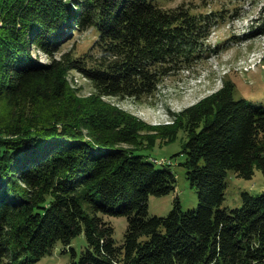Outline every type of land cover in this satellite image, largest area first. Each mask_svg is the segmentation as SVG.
<instances>
[{"label":"trees","instance_id":"trees-1","mask_svg":"<svg viewBox=\"0 0 264 264\" xmlns=\"http://www.w3.org/2000/svg\"><path fill=\"white\" fill-rule=\"evenodd\" d=\"M160 3L0 0V264L39 260L82 231L87 248L78 260L70 250L72 264H264V191L222 207L229 172L264 177V110L225 83L173 124L147 127L104 99L151 98L205 54L211 22ZM86 31L89 51L62 50ZM72 70L96 99L73 93ZM182 128L197 209L175 199L167 216H149L148 198L173 193L175 175L144 151ZM104 216L126 217L120 245Z\"/></svg>","mask_w":264,"mask_h":264},{"label":"rangeland","instance_id":"rangeland-1","mask_svg":"<svg viewBox=\"0 0 264 264\" xmlns=\"http://www.w3.org/2000/svg\"><path fill=\"white\" fill-rule=\"evenodd\" d=\"M160 4L165 8L187 5L192 13L211 22L209 35L203 42L205 54L201 55L200 61L190 70L166 77L151 98L141 101L132 98L104 99L147 127L173 124L180 119L182 110L216 92L225 83H232L235 100L244 99L252 107L264 110V31L259 28L260 19L264 17V0H161ZM91 43L92 32H81L67 42L62 50L74 46L75 53L79 56L89 51ZM59 54L56 52L54 58ZM39 58L49 61V57L41 52ZM67 80L78 97L92 94L96 99L89 81L77 71H70ZM145 133L155 136L154 132L150 133L148 130ZM186 138V132L182 128L174 140L167 141L157 137L155 146L144 151L150 156L145 159H151L158 167L163 162L168 163L175 175L173 193L148 198L149 216H167L175 206V199L183 212L197 209V190L189 184L185 169L180 165L183 159L179 154ZM175 154L178 156L173 157ZM263 191L264 177L258 168H253L249 178L235 177L229 172L222 207L227 210L238 208L243 192L256 195ZM103 218L113 226V240L116 245H120L126 230V217ZM86 248V236L82 231L68 246L57 244L50 254L39 260L14 264H72L70 250L76 253L74 259L78 260Z\"/></svg>","mask_w":264,"mask_h":264},{"label":"bare ground","instance_id":"bare-ground-1","mask_svg":"<svg viewBox=\"0 0 264 264\" xmlns=\"http://www.w3.org/2000/svg\"><path fill=\"white\" fill-rule=\"evenodd\" d=\"M160 163V162H159ZM158 164V163H157ZM163 164V163H162ZM168 164V163H167Z\"/></svg>","mask_w":264,"mask_h":264},{"label":"built area","instance_id":"built-area-1","mask_svg":"<svg viewBox=\"0 0 264 264\" xmlns=\"http://www.w3.org/2000/svg\"><path fill=\"white\" fill-rule=\"evenodd\" d=\"M164 163V162H163Z\"/></svg>","mask_w":264,"mask_h":264}]
</instances>
